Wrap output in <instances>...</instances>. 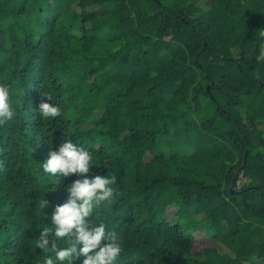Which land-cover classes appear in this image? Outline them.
Wrapping results in <instances>:
<instances>
[{
	"label": "trees",
	"instance_id": "1",
	"mask_svg": "<svg viewBox=\"0 0 264 264\" xmlns=\"http://www.w3.org/2000/svg\"><path fill=\"white\" fill-rule=\"evenodd\" d=\"M203 1L0 0V264L51 255L33 241L77 177L42 163L66 142L117 177L88 218L119 233L116 264H264V0Z\"/></svg>",
	"mask_w": 264,
	"mask_h": 264
},
{
	"label": "clouds",
	"instance_id": "2",
	"mask_svg": "<svg viewBox=\"0 0 264 264\" xmlns=\"http://www.w3.org/2000/svg\"><path fill=\"white\" fill-rule=\"evenodd\" d=\"M257 60L264 62V46L259 48ZM44 96L47 99L38 104L39 115L54 120L60 116V109L49 102L50 95ZM14 117L10 88L0 83V125ZM92 165L95 164L91 152L80 143L72 142L50 151L48 159L42 163L44 173L55 178L57 185L70 175L77 177L65 186L66 200L54 207L51 227L42 228L33 241L39 250L51 253L44 257V264H75L80 257H83L81 264H116L120 256L119 233L105 222L93 224L88 219L103 202L113 199L117 177L101 173L88 175ZM48 203L44 199L41 208L44 210Z\"/></svg>",
	"mask_w": 264,
	"mask_h": 264
},
{
	"label": "rangeland",
	"instance_id": "3",
	"mask_svg": "<svg viewBox=\"0 0 264 264\" xmlns=\"http://www.w3.org/2000/svg\"><path fill=\"white\" fill-rule=\"evenodd\" d=\"M208 5V0H204L202 3V7H206ZM168 213L170 217H172L175 214V208H168ZM195 236L199 239L206 240L207 243L212 244L213 241L208 235H205L203 233L195 232Z\"/></svg>",
	"mask_w": 264,
	"mask_h": 264
},
{
	"label": "built area",
	"instance_id": "4",
	"mask_svg": "<svg viewBox=\"0 0 264 264\" xmlns=\"http://www.w3.org/2000/svg\"><path fill=\"white\" fill-rule=\"evenodd\" d=\"M248 181V179L246 177H244L241 173L236 177L235 179V188L239 189L241 188L246 182Z\"/></svg>",
	"mask_w": 264,
	"mask_h": 264
},
{
	"label": "water",
	"instance_id": "5",
	"mask_svg": "<svg viewBox=\"0 0 264 264\" xmlns=\"http://www.w3.org/2000/svg\"><path fill=\"white\" fill-rule=\"evenodd\" d=\"M247 153H248V152L245 151L244 159L246 158ZM238 171H239V168L235 171V174H234V176H233V178L231 179V182H230L229 190H230L232 193H239V191H237V190H235V189L233 188L234 181H235V178H236V175H237Z\"/></svg>",
	"mask_w": 264,
	"mask_h": 264
}]
</instances>
